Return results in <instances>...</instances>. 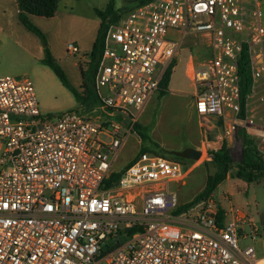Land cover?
Masks as SVG:
<instances>
[{"label":"built area","instance_id":"obj_1","mask_svg":"<svg viewBox=\"0 0 264 264\" xmlns=\"http://www.w3.org/2000/svg\"><path fill=\"white\" fill-rule=\"evenodd\" d=\"M131 3L106 35L95 113H44L32 80L0 78V264H264L253 244L241 245L261 239L249 213L212 197L179 211L170 186L204 157L185 168L139 151L121 172L113 170L191 36L211 53L203 65L190 58L186 73L196 115L221 121L224 142L244 126L264 158V92L255 103L248 97L242 118L239 65L246 52L252 92L260 81L264 89L261 0ZM68 51L79 48L70 43ZM104 109L128 115L131 126Z\"/></svg>","mask_w":264,"mask_h":264},{"label":"rangeland","instance_id":"obj_2","mask_svg":"<svg viewBox=\"0 0 264 264\" xmlns=\"http://www.w3.org/2000/svg\"><path fill=\"white\" fill-rule=\"evenodd\" d=\"M131 1L114 0L115 8L120 16L124 14L122 10L126 11L132 8L133 3ZM109 2L110 0H79V19L99 18L95 10L104 11ZM261 6L264 21V0H261ZM2 19H8L9 24L3 23ZM18 19L17 6L13 2L3 3L0 0V78L13 77L20 80H32L44 113L59 114L70 110H76L86 115L95 113L98 106L92 100L84 101L81 99V102H78L76 107L71 108L72 101L59 92L44 76L37 74L36 63L30 58L28 47H26L27 44L25 46L17 44V31L13 27V23L18 21ZM31 21L45 34L49 43L48 34L35 20L31 19ZM20 27L36 36L22 24H20ZM204 43L205 40L203 38L192 36L184 41L178 56L172 64L174 68L168 91L165 95L158 94L154 97L142 116L141 121L138 122L142 126V132L145 137L142 138L132 131L128 144L122 150L113 166V170L119 173L135 158L139 151L153 150L167 158L182 162L186 168L187 165L191 166L196 161L189 158V156L199 153V159L204 158L192 169L191 174L183 182L179 184L173 183L170 186L172 193H176L178 196L180 207L193 203L204 191L208 179L219 171V166L212 160L209 151H219L223 148L219 144L225 132L222 122L217 120L210 122L196 115L194 111V84L188 79L186 74L190 58L193 59L196 65H203L211 60L210 49ZM78 54L74 56L77 57ZM56 60L72 82L61 62L57 58ZM87 66L88 64L84 68L85 70ZM190 66L192 67V65ZM79 93L81 96L83 95V98L87 96L81 92ZM72 97L75 99L73 95ZM258 97L259 94L256 91L254 98L250 102L254 101L255 103V99ZM242 118L245 119L243 116ZM243 133L247 134L246 128L241 125L235 133V143L230 144L229 148L226 145L224 146L235 162L237 153L242 152V143L239 141V138ZM248 136L257 145V141L250 135ZM184 151L186 152V156L181 154ZM236 171L235 167L231 168L228 175L231 181L237 179L235 177ZM230 184L231 182L228 181L223 182L214 192V196L210 197L219 204L222 203L227 210L231 206H235L256 217L264 214V182L252 185L248 195L241 190L240 194L226 199L224 194L229 191L227 188ZM207 199L200 200L189 209L200 208L202 203ZM250 201L256 202L247 205L246 202ZM263 231L264 229L261 230V239L264 236ZM257 243L259 241L256 243L248 241L241 245L253 244L257 250Z\"/></svg>","mask_w":264,"mask_h":264},{"label":"trees","instance_id":"obj_3","mask_svg":"<svg viewBox=\"0 0 264 264\" xmlns=\"http://www.w3.org/2000/svg\"><path fill=\"white\" fill-rule=\"evenodd\" d=\"M59 1L60 0H18V6L20 10L18 15L19 21L23 26H25L30 32L34 33L40 39L44 48V57L40 62L43 65L48 66L54 72L63 86L75 96L77 102H81V99L84 101L92 100L97 106L99 104V100L94 89L95 75L103 56L108 29L112 24H115L120 20V15L115 8L114 0H110L104 11L99 9L95 10L96 14L101 19V25L96 42L93 46L92 53L90 55V62L88 63L87 69L85 70L84 68H81L84 82L79 90L72 84L65 70L60 66L56 58L53 56L45 34L31 21V16L45 18L53 17L57 11ZM141 1L142 0H134V3L137 4ZM239 65L241 74V116L244 117L248 97L253 91V79L248 55L246 52L242 54ZM173 68L174 65L170 67L164 76V79L161 83V95H165L169 89L172 80ZM79 92L87 96L83 98V95L81 96ZM133 131L136 132L140 137H145L142 132V126L138 123L133 125ZM239 141L242 143V159L238 163L234 162L230 153H228V151L225 149L226 147H223L219 151H209L210 157L219 166V171L208 179L204 191L198 196V198L193 203L180 207L179 211L187 210L200 200L210 198L216 189L228 179V175L232 167H235L237 170L235 177L249 184L257 182L260 178L264 177V158L258 150L255 141L251 139L246 133L242 134V136L239 138ZM146 151L153 150H142V152ZM181 154L186 156L185 151ZM189 158L198 160L199 153L197 155L189 156Z\"/></svg>","mask_w":264,"mask_h":264},{"label":"crops","instance_id":"obj_4","mask_svg":"<svg viewBox=\"0 0 264 264\" xmlns=\"http://www.w3.org/2000/svg\"><path fill=\"white\" fill-rule=\"evenodd\" d=\"M1 2H13L17 6V13L19 15L20 10L18 6V0H1ZM78 9L79 0H60L58 3L57 11L53 17L45 18L39 16H31V19L33 21L35 20L37 24L48 34L49 45L51 47L53 55L61 62L63 67L66 69L74 86L80 90V87L84 82L81 68H85L86 65L90 62V55L92 53L93 46L98 36L99 28L101 25V19H99L98 17L97 19H79ZM2 22L8 23V19H2ZM13 24V27L16 28L17 31V44L19 46H25L27 44L26 47H28V53L30 55V58L34 61V63H36L37 74L44 76L48 81L52 83V85H54L59 90V92L69 98L72 101L71 108L76 107L78 102L77 100L75 102V96L63 86V84L48 66H45L40 62L44 57V48L41 44V41L33 34L26 32L23 28H21V23L19 19ZM70 43H74L78 46L79 54L77 57L69 53L68 45ZM206 46L208 47V45ZM256 91L259 96L262 95L261 93L264 92V89L262 87V81L257 84ZM255 93L252 92L250 97H252L253 94L255 95ZM71 94L74 96L75 99H73ZM255 100L257 102V98ZM40 105L42 107V104ZM259 106L264 109V104H260ZM262 114L264 115V112H262ZM235 140L236 138H234L233 140H228L226 142L219 141V144H221L220 147H224L226 145L227 148H229V145L235 143ZM241 159L242 152L237 153L236 162H240ZM226 181L231 182V184L227 188L229 189V191L226 192L227 194H224L227 199L228 197L231 198L240 194L241 190L244 191L246 195H248L251 186L255 183L264 182V177L260 178L257 182L251 184L240 179L231 181L230 176ZM252 202H246V204L250 205V203ZM220 205L225 208L222 203ZM252 217L257 226L261 230L264 229V214L260 217H256L255 215H252ZM257 244V253L259 257L264 258V236L262 239L259 240V243Z\"/></svg>","mask_w":264,"mask_h":264},{"label":"water","instance_id":"obj_5","mask_svg":"<svg viewBox=\"0 0 264 264\" xmlns=\"http://www.w3.org/2000/svg\"><path fill=\"white\" fill-rule=\"evenodd\" d=\"M102 114L105 117H107L109 119H113L122 125H130L131 124V118L128 115L124 114L123 112L111 111L108 109H104V110H102Z\"/></svg>","mask_w":264,"mask_h":264}]
</instances>
